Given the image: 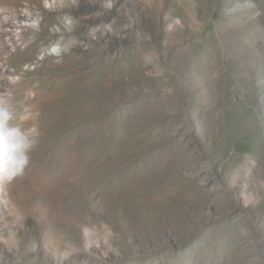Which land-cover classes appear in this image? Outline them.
<instances>
[{"label":"rangeland","instance_id":"obj_1","mask_svg":"<svg viewBox=\"0 0 264 264\" xmlns=\"http://www.w3.org/2000/svg\"><path fill=\"white\" fill-rule=\"evenodd\" d=\"M56 4L0 0V93L40 132L0 264H264V0Z\"/></svg>","mask_w":264,"mask_h":264},{"label":"clouds","instance_id":"obj_2","mask_svg":"<svg viewBox=\"0 0 264 264\" xmlns=\"http://www.w3.org/2000/svg\"><path fill=\"white\" fill-rule=\"evenodd\" d=\"M76 4L78 0H71ZM115 0H101V8L113 9ZM56 6L63 7L64 0H57ZM8 17H5L7 20ZM72 19H66V27L72 30ZM71 44L65 45L63 51H68ZM54 51L59 54L61 49ZM11 92L0 93V186L14 181L22 176L30 164L32 149L40 135L35 125L25 128L21 123Z\"/></svg>","mask_w":264,"mask_h":264},{"label":"bare ground","instance_id":"obj_3","mask_svg":"<svg viewBox=\"0 0 264 264\" xmlns=\"http://www.w3.org/2000/svg\"><path fill=\"white\" fill-rule=\"evenodd\" d=\"M253 18H255V19H259V17H258V15L255 13V14H253ZM252 22V21H251ZM54 49H56V48H54ZM54 49H53V52L55 53V51H54ZM52 52V51H51ZM54 53H53V55H54ZM57 54V53H56ZM6 63L8 62H10V60H7V61H5ZM234 63L236 64V65H238V68L239 69H243L245 66H247L246 64H243V63H237V61H234ZM233 68H236V67H233ZM197 70H199L198 68H197ZM238 70V69H237ZM231 71V70H230ZM236 72H238V71H236ZM233 73H234V71H233ZM232 73V74H233ZM32 104L31 103H29V106H31ZM36 106L34 105V107L33 106H31V108H30V111L28 112V113H26L24 116H23V119H25V121H22L21 123L23 124V126L24 127H26V126H29V125H35V124H37L38 123V115L35 113L36 112ZM7 184L8 183H6V184H4V185H2V186H0V205H7V200L3 197V195H4V193H5V188H7ZM4 206V207H5Z\"/></svg>","mask_w":264,"mask_h":264}]
</instances>
